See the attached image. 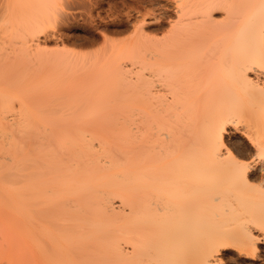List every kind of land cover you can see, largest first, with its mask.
I'll return each instance as SVG.
<instances>
[{"label":"bare ground","instance_id":"6f19581e","mask_svg":"<svg viewBox=\"0 0 264 264\" xmlns=\"http://www.w3.org/2000/svg\"><path fill=\"white\" fill-rule=\"evenodd\" d=\"M33 1L27 17L7 8L11 25L0 28V220L17 224L30 250L21 264H220L223 240L255 254L249 224L264 222V0H173L178 14L158 26L162 37L141 25L127 42L70 56L43 46L53 1ZM219 8L226 22L213 19ZM123 57L146 76L139 70L134 80ZM92 66L97 89L124 84L126 101L144 99L141 122L101 123L113 113L53 101L62 73ZM237 122L247 139L237 159L256 157L248 168L225 150V128Z\"/></svg>","mask_w":264,"mask_h":264},{"label":"rangeland","instance_id":"374dc122","mask_svg":"<svg viewBox=\"0 0 264 264\" xmlns=\"http://www.w3.org/2000/svg\"><path fill=\"white\" fill-rule=\"evenodd\" d=\"M31 1L32 0H0V4L2 6V8L0 6V9H2L1 11L5 10L3 7L6 8V11H4L5 17L3 12L1 13L0 11V16H2V18L0 17V28H5L11 25L9 21L10 12L8 11L7 13V8H9L10 11L11 9L15 10V14L17 16L27 17L28 12L30 11ZM35 1L32 2L33 7ZM52 1L53 2H51L49 5L47 11L48 19H52L53 21H51V23L53 22V24L48 23L49 35H45V37L44 35L41 36V39H44V41L41 40V43H43V46L46 49L52 50L54 52L61 51L62 55H64L63 52H65V56L71 53H73L71 55H75V53H80L81 55L94 54L104 49L103 47L108 42L111 44L127 42L129 41L128 39H131L136 35V32H139L138 30H140L141 27L143 28L142 31L144 34L148 33V35H155L156 38L158 36L162 37V33L164 34L166 31L162 32L163 30H160V28L162 27L165 30L168 29V20L171 21L172 19H175L178 14L175 1L173 0ZM225 11L226 10L222 8L217 9L213 12V19L216 20V22L217 20L221 21V23L225 20V18L227 20ZM156 18L160 21H158ZM226 20L224 22H226ZM49 21L50 20H48V22ZM139 26H141L140 29ZM158 26L161 27L159 28ZM159 30L161 32H159ZM143 32H141L142 36H144ZM151 32L154 33L152 34ZM48 36L49 40L47 39ZM105 37H107V39H105ZM122 62L128 73L130 70L129 75H131V77L133 76L132 78L135 80L137 75H139V72L142 71L139 69L141 64L132 63V60L129 57H123ZM96 69H98L97 66L95 69L92 66L91 69H89L90 71H85L79 67V70H76L73 72V74L62 73L60 75L62 78L55 81L56 83H53L54 86L50 91L53 101H69L68 104H70L67 105L68 108H65V105V109L77 108L80 110L81 108V110H86L87 108V110L90 109V111L94 112L96 110L105 109V111L103 110V113L105 112L104 114L107 115L109 111L111 114L113 113L112 118L110 117L112 120H108L109 117L105 116L107 121L103 119L104 115L101 113L100 118L103 120L101 123L108 121L122 123L121 120L128 118L129 122L130 119L131 122L132 120L134 122H138L140 120L142 121L143 117H140L142 114H139L140 111L138 109L143 107L146 108V103H144L145 101H142L144 99L139 97L137 100L140 102L138 103L137 101L133 103L126 101L130 98L129 96L130 94L132 95V92H130V89H127L129 87L126 86V88L125 85L121 83H117V85L121 84L119 87L117 86L118 91L112 90L113 92L111 94H108L109 89H106L108 92H106L105 89L101 90V87L97 89L98 87L95 85L98 84V82H93L94 85L92 83L94 78H98V76L93 73ZM144 71H142L141 74L144 73L146 76V71ZM63 72H65V70H63ZM91 76L94 77L91 78ZM98 80L100 79L98 78ZM92 85L95 86V88H90ZM112 88H110V91ZM127 90H129V92ZM98 92L101 94L99 93L97 97ZM97 98L103 102H100L97 100ZM69 106H71V108ZM106 110L108 112H106ZM98 112L96 111V113ZM64 116L68 117V114ZM115 116H118L121 119L118 118V120ZM97 118L99 122L100 118ZM115 118L117 119L116 121L113 120ZM135 118L139 119L136 120ZM123 122L126 123L127 121L123 120ZM240 124L243 126L242 122H240L238 126L237 124H235L236 126L233 125V123L228 125L225 128L224 135L229 147L233 148L239 147L241 145L244 146L243 150L240 151L238 155V157L241 158V155L247 151V139L239 131ZM249 226L253 228L252 242H256L257 244L255 245V247L257 246L255 254L247 257L246 251L248 250H244V248L240 249L238 240H223L222 242L218 241V243H216V253L220 264H264V222L262 223V221H258V223H250ZM17 229V224H13L7 219L0 220V264H21L23 258L28 259L30 250L29 248L25 250L23 247L27 246L21 245L22 242ZM24 242L26 244L28 241L25 239ZM192 261L191 262L195 264L194 260ZM192 263H190L188 260L186 264ZM25 264H30V262L28 261Z\"/></svg>","mask_w":264,"mask_h":264},{"label":"snow or ice","instance_id":"6c2138e0","mask_svg":"<svg viewBox=\"0 0 264 264\" xmlns=\"http://www.w3.org/2000/svg\"><path fill=\"white\" fill-rule=\"evenodd\" d=\"M105 39H107V37H105ZM221 147H225L224 145H221ZM243 145L239 146V147H233V148H226L225 150L228 152V156L231 157L233 160L236 161V163L241 167V168H248L251 166V164L253 162H255L256 157H253L251 161H240L237 159V155H239V152L243 150ZM234 153H236L237 155H233ZM260 157L262 160H264V147H261V151H260Z\"/></svg>","mask_w":264,"mask_h":264}]
</instances>
